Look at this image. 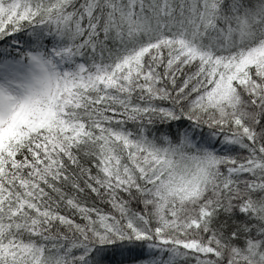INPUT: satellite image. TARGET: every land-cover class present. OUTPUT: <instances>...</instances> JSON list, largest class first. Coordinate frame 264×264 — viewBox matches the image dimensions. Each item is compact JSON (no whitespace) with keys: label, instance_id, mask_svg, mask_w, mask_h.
<instances>
[{"label":"snow or ice","instance_id":"obj_1","mask_svg":"<svg viewBox=\"0 0 264 264\" xmlns=\"http://www.w3.org/2000/svg\"><path fill=\"white\" fill-rule=\"evenodd\" d=\"M0 264H264V0H0Z\"/></svg>","mask_w":264,"mask_h":264},{"label":"trees","instance_id":"obj_2","mask_svg":"<svg viewBox=\"0 0 264 264\" xmlns=\"http://www.w3.org/2000/svg\"><path fill=\"white\" fill-rule=\"evenodd\" d=\"M13 43H15V42H13Z\"/></svg>","mask_w":264,"mask_h":264}]
</instances>
